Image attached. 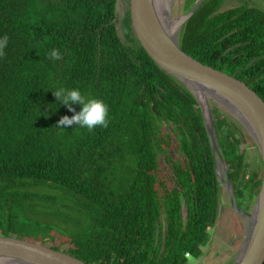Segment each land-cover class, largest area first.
I'll list each match as a JSON object with an SVG mask.
<instances>
[{
    "label": "trees",
    "instance_id": "1",
    "mask_svg": "<svg viewBox=\"0 0 264 264\" xmlns=\"http://www.w3.org/2000/svg\"><path fill=\"white\" fill-rule=\"evenodd\" d=\"M222 2L202 3L180 49L210 66L201 33L234 30L231 54L260 58L221 71L264 101V12L241 0L216 12ZM114 8L115 0H0V38H9L0 57V235L86 264H188L209 242L221 195L201 111L183 84L148 57L128 11L127 44L121 43ZM233 15L231 27L222 28ZM53 48L62 59L48 58ZM61 87L103 100L108 126L56 127L74 114L53 95ZM211 115L235 202L247 210L261 184V158L260 172L249 171L241 126L216 108ZM162 126L172 137L161 136ZM172 141L176 159L165 149Z\"/></svg>",
    "mask_w": 264,
    "mask_h": 264
},
{
    "label": "water",
    "instance_id": "2",
    "mask_svg": "<svg viewBox=\"0 0 264 264\" xmlns=\"http://www.w3.org/2000/svg\"><path fill=\"white\" fill-rule=\"evenodd\" d=\"M165 14L172 19V3ZM205 0H199L185 16L189 19ZM161 0H115L114 24L116 35L126 45L127 28L124 19L127 11L130 16L131 31L154 64L164 73L183 84L194 97L201 111L203 124L209 141L215 178L229 200L230 209L244 221V233L239 250L229 264L264 263V101L244 82L213 67L203 64L182 51L178 45L181 25L172 32L161 10ZM171 12V13H170ZM254 59L249 62L257 61ZM193 92L203 93L198 99ZM208 100L224 109L247 132L258 150L262 161L261 184L252 208L245 211L237 206L230 185L225 162L218 149L216 132L213 126ZM217 163L222 174L217 172ZM163 220V219H162ZM159 230H156L155 247L158 244ZM164 249L162 236L159 255ZM0 264H86L61 250L28 240L0 235Z\"/></svg>",
    "mask_w": 264,
    "mask_h": 264
},
{
    "label": "rangeland",
    "instance_id": "3",
    "mask_svg": "<svg viewBox=\"0 0 264 264\" xmlns=\"http://www.w3.org/2000/svg\"><path fill=\"white\" fill-rule=\"evenodd\" d=\"M260 7L263 5V0H256ZM184 0H176L172 3V16H176V14L183 13L187 11L186 6L183 7ZM235 1L230 0L224 5L223 8H230L236 6ZM239 5V4H238ZM222 8V9H223ZM264 9V6H263ZM208 105L210 109L216 108L218 112L222 116H226L229 121L236 122L230 115L222 109L220 106L216 105V103L208 100ZM237 123V122H236ZM239 126V123H237ZM240 133L243 135V149L245 151V160L249 163L248 170L257 169L260 172L261 162L260 155L258 153L257 148L255 147L253 141L247 132L240 127ZM162 134H169L171 137L173 133L168 131L166 126L161 127ZM160 136V135H159ZM172 149L169 147H165L166 152L171 156L172 159H176L180 157L178 151H176V142H170ZM165 154L160 155L159 161L164 164ZM220 200H219V209L218 216L215 221V226L210 231L209 242L205 248H203V254L199 259H194L189 257L188 264H229L232 258L235 256L239 247L241 245L244 233V221L230 209L229 200L225 191L220 188ZM255 199V198H254ZM254 199L248 202L249 209H244L245 211H249L254 203ZM54 246H57V242H55ZM60 249H65L66 246H60Z\"/></svg>",
    "mask_w": 264,
    "mask_h": 264
},
{
    "label": "flooded vegetation",
    "instance_id": "4",
    "mask_svg": "<svg viewBox=\"0 0 264 264\" xmlns=\"http://www.w3.org/2000/svg\"><path fill=\"white\" fill-rule=\"evenodd\" d=\"M175 1L176 0H174V2ZM228 1L229 0H223L221 6L218 8V10L216 12H224V11L231 9L232 7L227 8V9L223 8L224 5ZM231 1H235L236 3H234V4H237V5L240 4L239 3L240 0H230V2ZM241 1H243V3H245L248 8L264 12V9H263L264 3L260 7L259 3L256 0H241ZM198 2H199V0H184L182 6L183 7L186 6L189 9H187V11H185L183 13L176 14V17H182V16H185L186 14H188L195 7V5ZM263 2H264V0H263ZM233 7H235V6H233ZM195 12H194V14H195ZM194 14L191 17H193ZM191 17L189 19L185 20L184 23L180 27V30L178 33V45H179V47L183 45L184 34H182V32H184V30H185L189 20L191 19ZM235 18H236L235 15L226 16L224 18L223 24H221L222 28H225V27L230 28L231 27V21ZM201 23L204 24L206 22L201 21ZM234 32H235L234 30H221V31L218 30V31H216L215 27H212L210 31H205V32L201 33V36L208 40L207 46L204 48V51L201 53V56L203 58L205 57L207 59V62L210 63V66L213 67L214 69L219 70V71H221L222 69H226V68L227 69H231V68L239 69L240 62L244 59H246V63L244 66L248 67L247 64L249 62L253 61L254 59L260 58L258 56L253 57V58L242 57V53L231 54L233 52L234 48L236 47V45H232V39L230 38ZM220 48L223 49V54L221 56H219ZM228 54H230V57H228V58H227V56L223 57L224 55H228ZM254 62H256V61H254ZM254 62H252L250 65H252Z\"/></svg>",
    "mask_w": 264,
    "mask_h": 264
},
{
    "label": "clouds",
    "instance_id": "5",
    "mask_svg": "<svg viewBox=\"0 0 264 264\" xmlns=\"http://www.w3.org/2000/svg\"><path fill=\"white\" fill-rule=\"evenodd\" d=\"M8 39L7 35L0 38V57L5 55L4 49L7 47ZM48 58L59 60L62 59V54L59 49L53 48L49 51ZM52 92L56 100L74 113L71 117L67 115L60 117L56 127L64 129L67 126L77 125L91 131L98 126L105 128L108 126V106L103 100L82 95L79 89L61 87ZM73 104L80 105L78 112L71 107Z\"/></svg>",
    "mask_w": 264,
    "mask_h": 264
},
{
    "label": "bare ground",
    "instance_id": "6",
    "mask_svg": "<svg viewBox=\"0 0 264 264\" xmlns=\"http://www.w3.org/2000/svg\"><path fill=\"white\" fill-rule=\"evenodd\" d=\"M161 1H162V3H161V6L160 7H161V10H162V12L164 14V18L167 20L170 30L172 32H174L181 25V23L183 22L184 18L183 17H176V18L172 19L171 16H170V14H169V18L170 19L166 18L165 17V14L168 12V10H170L171 4H170V2L168 0H161ZM192 93L194 95H196L198 97V99H201V100L204 99L203 93H201L199 91H195V92L192 91ZM217 172L220 173V174H222V167H221V165L219 163H217ZM246 218H243V219L246 221L247 220Z\"/></svg>",
    "mask_w": 264,
    "mask_h": 264
},
{
    "label": "built area",
    "instance_id": "7",
    "mask_svg": "<svg viewBox=\"0 0 264 264\" xmlns=\"http://www.w3.org/2000/svg\"><path fill=\"white\" fill-rule=\"evenodd\" d=\"M187 256V255H186Z\"/></svg>",
    "mask_w": 264,
    "mask_h": 264
}]
</instances>
